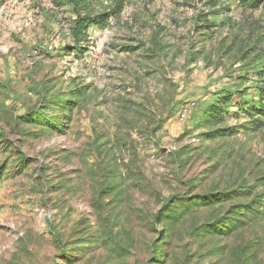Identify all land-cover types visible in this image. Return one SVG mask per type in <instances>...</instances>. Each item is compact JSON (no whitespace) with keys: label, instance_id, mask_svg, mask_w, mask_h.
<instances>
[{"label":"rangeland","instance_id":"1","mask_svg":"<svg viewBox=\"0 0 264 264\" xmlns=\"http://www.w3.org/2000/svg\"><path fill=\"white\" fill-rule=\"evenodd\" d=\"M123 2L0 0V264H264V0Z\"/></svg>","mask_w":264,"mask_h":264},{"label":"trees","instance_id":"2","mask_svg":"<svg viewBox=\"0 0 264 264\" xmlns=\"http://www.w3.org/2000/svg\"><path fill=\"white\" fill-rule=\"evenodd\" d=\"M74 5L76 19L74 20V36L77 40H82L88 36L90 27L97 26L100 29L105 28L112 14L121 13L124 8L123 0H116L113 9L98 10L93 0H71ZM256 2V1H254ZM257 4V3H256ZM264 100V97H263ZM233 101L232 93H228L225 97L219 98L211 106L213 116H222L227 112L225 107L230 106ZM245 106V105H244ZM245 108V107H243ZM256 107H252V110ZM251 110V109H247ZM264 114V101L261 103V109Z\"/></svg>","mask_w":264,"mask_h":264}]
</instances>
